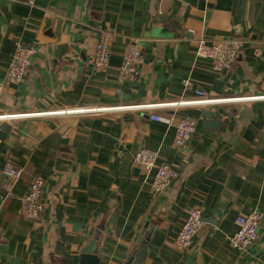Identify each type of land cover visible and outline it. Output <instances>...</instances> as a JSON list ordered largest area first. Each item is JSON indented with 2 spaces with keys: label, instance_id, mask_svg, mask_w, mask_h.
<instances>
[{
  "label": "crops",
  "instance_id": "0c3cea01",
  "mask_svg": "<svg viewBox=\"0 0 264 264\" xmlns=\"http://www.w3.org/2000/svg\"><path fill=\"white\" fill-rule=\"evenodd\" d=\"M100 27L116 35L109 66L94 70ZM194 35L239 38L233 68L214 72ZM20 39L37 52L15 84L5 76ZM135 41L144 64L131 82L120 66ZM0 80V112L21 115L0 121V264H79L93 238L99 264H124L143 242L145 264H264V219L247 250L228 240L239 214L264 215V0H0ZM188 101L197 103L170 105ZM151 114L191 117L196 130L178 147L174 125ZM143 146L177 172L163 195L153 171L132 162ZM6 162L24 169L14 186ZM34 175L45 180L44 209L29 220L22 199ZM194 207L203 227L182 251L175 236Z\"/></svg>",
  "mask_w": 264,
  "mask_h": 264
},
{
  "label": "built area",
  "instance_id": "2783aa9c",
  "mask_svg": "<svg viewBox=\"0 0 264 264\" xmlns=\"http://www.w3.org/2000/svg\"><path fill=\"white\" fill-rule=\"evenodd\" d=\"M115 35L116 32L110 28L100 27L98 29L95 52L90 59V65L94 70L105 69L109 66L112 55V42ZM191 40L194 44L195 55L210 60L213 71L218 74H223L233 68L238 60L242 47V41L234 36H220L209 39L204 36L197 37L194 35ZM36 52V47L34 45H29L21 39L17 40L6 71L5 80L15 84L24 81L32 66V61ZM256 54H260L259 49L256 50ZM143 64L144 54L142 48L136 41L131 42L123 55L120 66L122 78L130 80L131 82H136L142 74ZM5 83V81L0 80V102L4 93ZM183 83L185 87L191 88L192 84L189 79L184 80ZM196 93L200 96L204 95V92L199 89H196ZM224 101H237V99H201L198 103H221ZM194 103L197 102L188 101L171 103L170 105L178 107L183 104L192 105ZM161 105L162 104L155 105V107ZM110 109L120 110L122 108L113 107ZM92 111H95V113H103L107 110L104 108L78 110L64 109L52 113L70 115ZM20 116L21 115L0 112V121H7ZM150 119L167 125H174V144L178 147L187 144L196 130V120L188 116L176 120L171 116L151 114ZM262 133L264 142V129ZM158 156L159 154L157 150L143 146L135 152L132 162L135 166L141 167L146 172L153 171L151 188L155 195H163L172 185L173 180L177 176V172L171 166L159 163ZM3 173L10 179L14 186V184H16L22 177L24 169L19 166H14L11 162H6L3 167ZM44 187L45 180L43 177L38 175L31 179L28 191L22 199V209L25 218L35 220L41 215L44 209ZM263 219L264 215L256 210L239 214L235 220L237 230L234 234L228 236L231 246L239 251L247 250L258 240L260 235L259 228ZM202 227L203 219L201 209L198 207L190 209L180 230L175 236L176 247L182 251L189 250L193 244L194 237Z\"/></svg>",
  "mask_w": 264,
  "mask_h": 264
},
{
  "label": "water",
  "instance_id": "95a60500",
  "mask_svg": "<svg viewBox=\"0 0 264 264\" xmlns=\"http://www.w3.org/2000/svg\"><path fill=\"white\" fill-rule=\"evenodd\" d=\"M205 116L208 118V124L217 125L216 123L218 121L211 120L212 119V113L209 111L204 112ZM100 242L98 241V238H93L90 243L81 251V261L79 264H99V249H100ZM138 250L133 253L131 256H129L124 264H145V259L147 256V242H143L140 244L137 248Z\"/></svg>",
  "mask_w": 264,
  "mask_h": 264
},
{
  "label": "trees",
  "instance_id": "16d2710c",
  "mask_svg": "<svg viewBox=\"0 0 264 264\" xmlns=\"http://www.w3.org/2000/svg\"><path fill=\"white\" fill-rule=\"evenodd\" d=\"M37 160H38V159H37V156H35L34 159H33V162H36ZM35 176H38V175H34V176H32L31 179H32L33 177H35ZM30 181H31V180H30ZM29 184H30V183H29ZM28 187H29V185H28ZM27 191H28V188H27ZM27 191H26V192H27ZM26 192H25V194H26ZM25 194H24V195H25ZM24 195H23V196H24Z\"/></svg>",
  "mask_w": 264,
  "mask_h": 264
}]
</instances>
